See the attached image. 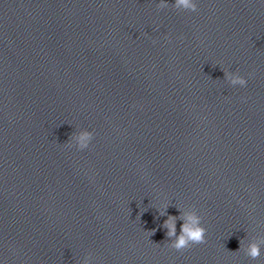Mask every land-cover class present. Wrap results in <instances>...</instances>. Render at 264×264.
I'll use <instances>...</instances> for the list:
<instances>
[{
    "label": "water",
    "instance_id": "1",
    "mask_svg": "<svg viewBox=\"0 0 264 264\" xmlns=\"http://www.w3.org/2000/svg\"><path fill=\"white\" fill-rule=\"evenodd\" d=\"M168 2L0 0L4 264H264V0ZM164 200L204 243L164 246Z\"/></svg>",
    "mask_w": 264,
    "mask_h": 264
},
{
    "label": "clouds",
    "instance_id": "2",
    "mask_svg": "<svg viewBox=\"0 0 264 264\" xmlns=\"http://www.w3.org/2000/svg\"><path fill=\"white\" fill-rule=\"evenodd\" d=\"M168 0H159L157 7L159 9L168 8ZM172 6L177 10L196 12L198 8V0H174ZM226 72V79L232 86L244 87L247 85V79L239 75V73ZM94 134L92 131L82 130L76 132L68 142L69 146L73 144L79 149L84 150L89 148ZM173 204L170 200L162 201L158 206L157 210L160 216H166L161 227L166 229V240L164 246L174 249L176 251H182L194 244L204 243L206 240L207 229L202 224V217L192 209H187L176 205L179 216H172L168 214V208ZM182 221L180 225L179 234L177 233V222ZM150 238L155 234V229L151 231H145ZM160 245V244H157ZM264 238L253 239L246 245L244 242L241 243L240 249L237 251H243L251 260H257L264 254ZM0 264H4V261L0 259ZM83 264H92L91 256H88L83 261Z\"/></svg>",
    "mask_w": 264,
    "mask_h": 264
}]
</instances>
